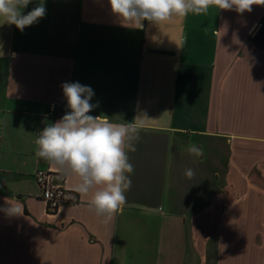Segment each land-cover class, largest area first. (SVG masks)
Returning <instances> with one entry per match:
<instances>
[{"label": "crops", "instance_id": "crops-1", "mask_svg": "<svg viewBox=\"0 0 264 264\" xmlns=\"http://www.w3.org/2000/svg\"><path fill=\"white\" fill-rule=\"evenodd\" d=\"M44 2L23 32L0 25V264H264V5L132 28L108 0ZM65 82L91 87L90 115L139 128L111 219L89 210L79 177L35 155L69 111ZM38 170L78 202L48 213Z\"/></svg>", "mask_w": 264, "mask_h": 264}, {"label": "clouds", "instance_id": "clouds-1", "mask_svg": "<svg viewBox=\"0 0 264 264\" xmlns=\"http://www.w3.org/2000/svg\"><path fill=\"white\" fill-rule=\"evenodd\" d=\"M32 0H0V19L8 25L23 30L44 18L47 12L44 0L26 14L24 9ZM111 12L123 26L143 28V21L159 24L173 17H184L189 13H206L211 6L217 9L250 12L253 5H264V0H108ZM3 52L0 51V56ZM67 100V111L63 117L44 127L35 141L36 157L41 158L66 176L79 177L76 190L84 195L92 192L89 210L100 217L111 219L122 212L126 204V192L132 187L129 152H135L140 139L135 122L115 123L102 116H92L97 104L91 103L94 91L79 82L61 85ZM135 121V120H134ZM187 151L199 157L203 148L189 143ZM188 178L194 176L193 169H186ZM9 215H22L19 206L8 200Z\"/></svg>", "mask_w": 264, "mask_h": 264}, {"label": "built area", "instance_id": "built-area-1", "mask_svg": "<svg viewBox=\"0 0 264 264\" xmlns=\"http://www.w3.org/2000/svg\"><path fill=\"white\" fill-rule=\"evenodd\" d=\"M55 173L51 170H38L35 174L36 183L41 191V199L48 213H58L63 207L78 202V195L64 186L65 178L55 182Z\"/></svg>", "mask_w": 264, "mask_h": 264}, {"label": "rangeland", "instance_id": "rangeland-1", "mask_svg": "<svg viewBox=\"0 0 264 264\" xmlns=\"http://www.w3.org/2000/svg\"><path fill=\"white\" fill-rule=\"evenodd\" d=\"M36 181V180H35Z\"/></svg>", "mask_w": 264, "mask_h": 264}]
</instances>
